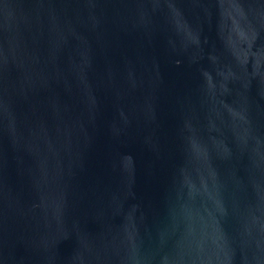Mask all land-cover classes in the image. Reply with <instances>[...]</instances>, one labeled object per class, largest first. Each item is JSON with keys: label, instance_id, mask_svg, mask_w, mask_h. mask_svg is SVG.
Instances as JSON below:
<instances>
[{"label": "water", "instance_id": "water-1", "mask_svg": "<svg viewBox=\"0 0 264 264\" xmlns=\"http://www.w3.org/2000/svg\"><path fill=\"white\" fill-rule=\"evenodd\" d=\"M0 264H264V0H0Z\"/></svg>", "mask_w": 264, "mask_h": 264}]
</instances>
